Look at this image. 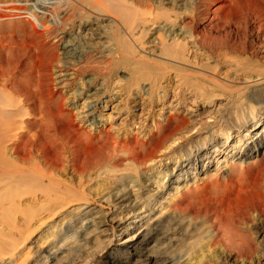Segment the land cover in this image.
<instances>
[{
  "label": "rangeland",
  "instance_id": "374dc122",
  "mask_svg": "<svg viewBox=\"0 0 264 264\" xmlns=\"http://www.w3.org/2000/svg\"><path fill=\"white\" fill-rule=\"evenodd\" d=\"M16 1L0 0V3L10 5ZM99 1V7L103 1L108 6L115 1L126 2L133 5V13L150 5L153 9H165L169 15H178L180 46L169 48L163 33L147 23L131 26L125 39L119 38L114 21L122 15L111 12L105 3L101 13L95 15L85 0H70L69 32L84 35L93 31L92 42L104 43V49L98 45L97 52L84 53L82 60L75 63L63 55L62 43L57 42L54 33L40 36L42 32L37 33L24 19L1 21L0 68L21 83L30 96L38 93L44 96L43 113L49 130L59 134L58 142L75 135L74 145L58 144L61 146L58 150L52 147L48 151L56 155L63 149L65 179L73 180L80 192L85 191L99 213L121 189H126L131 199L138 202L123 212L126 221L116 234L111 228L98 225L84 230L79 221L65 235H60L64 230L59 225L62 220L52 216L51 211H41L34 196L17 194L13 200L4 201L1 194L0 203L5 206L13 205L39 216L33 223L20 225L22 219L11 209L4 219L0 218V239L17 249L11 264H31L39 252L43 253L42 247L50 245L64 252L59 264H147L148 259L161 263L169 257L174 261L168 264H177L175 259L179 257L180 264H264V162L259 158L264 154V145L254 156L246 157L242 154L246 153L244 149L236 158L228 159L230 162L221 163V167L216 162L209 167L208 161L196 166L194 161L196 170H190L186 176L180 173L187 160L197 158L205 145L218 144L227 150L222 130L251 122L264 107V77L254 72L262 65L264 71V0H189L186 7L180 8L179 0ZM180 42L187 44L183 46ZM120 50L126 51L122 52L126 55L122 63L117 58ZM160 53L162 59L153 57ZM138 56L152 58L158 69L153 66L148 71L136 66L133 58ZM197 58L200 62L193 61ZM186 60L193 61L195 68L187 67ZM162 63L165 69L161 68ZM201 65L207 66L209 72L201 71ZM191 72L219 79L224 87L216 88L209 79L193 77ZM25 130L27 138L30 130L36 131L34 127ZM256 132L251 131L250 135ZM116 146L121 153L114 152ZM154 150L156 155L149 158ZM133 155H140L144 161L134 165L130 161ZM73 160L75 167L71 164ZM116 170L127 179L125 183L117 181ZM165 174L169 175L167 179ZM169 180L173 185L164 187ZM147 183H154L155 187ZM147 200L150 202L146 203ZM151 202L158 207L155 206L157 210L149 215L143 227L150 228L154 215L174 217L172 224L167 225L173 229L168 238L175 236L177 243L152 241L148 247L161 250L150 254L146 249L128 259V254L120 253L121 243L136 229L127 233L125 229L137 219L140 210L151 211V205L144 206ZM175 204H180L181 210L174 214L171 207ZM81 236L86 240L81 241Z\"/></svg>",
  "mask_w": 264,
  "mask_h": 264
},
{
  "label": "bare ground",
  "instance_id": "6f19581e",
  "mask_svg": "<svg viewBox=\"0 0 264 264\" xmlns=\"http://www.w3.org/2000/svg\"><path fill=\"white\" fill-rule=\"evenodd\" d=\"M31 1H35V2L33 4H30ZM85 1L89 5L88 9L91 12H93L95 15H99V13H101L102 9H104V6L103 8L101 7L102 5H105V4L107 8L111 7L109 9L111 12H115L119 14L120 16L122 15V18L116 19V21H114L115 23L114 25H116L117 27L116 28L117 33H118L117 36L119 38L125 39L124 37H126V35L130 33L129 30L131 29L130 28L131 26H134V25L138 26L141 23H147L153 26L152 29L157 28V30L163 33V35L165 36V42L167 43L166 45H168L169 48H172L176 45L180 46L178 42L180 37H178L177 31L181 29V27L179 26L181 21L180 19H178V15L176 16L169 15L170 13L166 12L165 9H153V7L150 5H147L145 7L142 6L143 8L140 11H137V12L135 11L133 13L132 10L134 8H132L133 5H131V3L125 2V4H122L119 1H117L119 3L116 4L115 3L116 1L114 0L115 2L113 1L114 2L113 6H110L111 4L108 6V2L105 3V1L102 0L103 3L99 7L98 6V3L100 2L99 0H85ZM123 1L125 0H122L121 2ZM171 1H173L172 3H176L175 0H170L168 2L171 3ZM188 1L189 0H179V2L177 1V4H179V8L186 7L185 5H187ZM221 1H225V0H221ZM110 3H111V0H110ZM69 5H70V0H18L16 1V3L11 2L10 5H7L6 3H0V22L1 21L8 22L13 19H24L25 21L31 24L32 28L37 33L38 31L42 32L40 36H44L45 34L50 35V33H54L56 35V38L58 39L57 42L62 43L61 47L64 51L62 52L63 55L67 58V60L69 58L70 60L76 63L83 57L84 53L86 54L87 52L88 53L97 52V50H99L100 48L104 49L105 46L103 45L104 43L92 42L94 39L93 38L94 36L92 37L90 32H93V31H90L89 34L86 33L84 35L82 32H79V31L78 33L73 34V35H72V32H69L70 29H68V27L72 25L69 22V17H70L69 16L70 15ZM124 16H126V18H123ZM181 16L183 15L181 14ZM201 34L203 33L201 32ZM181 35H183V33ZM196 35L195 37H197ZM66 38H70V39L66 42L65 41ZM64 41L66 42L65 45H63L65 43ZM181 43L183 46L187 44V43L180 42V44ZM98 45H102V47L99 48ZM120 51L121 52H117V51L116 52H117V55L119 54L120 56V58L117 57L120 60V61L118 60L119 63L120 62L122 63L124 62V59H125L123 56L125 54H122V52L125 53L126 51H123V50H120ZM133 54H131V56H134ZM161 56H162L161 53L157 55H153L154 58H159V59L160 58L162 59ZM127 57L131 58L130 56H127ZM139 57L140 56H138V59L133 58L134 64H138L136 66H141L145 70H148V71L150 68H153V66L156 69H158L157 64L154 63L152 58L144 59L143 56L140 58ZM53 58L55 59V57ZM53 58L52 60H54ZM57 59L61 60L60 58H57ZM52 60H51V63H53ZM176 60L180 61L178 57ZM127 61L128 63L130 62L128 59L126 60V62ZM193 61L200 62L198 58ZM193 61L189 62V60H186L187 67L195 68L191 64L193 63ZM163 65L164 64L162 63V66ZM158 66H161V65H158ZM262 66H258L257 68H255V71L254 70L253 71L255 73L257 72L256 74L259 73L260 76L264 77V71L263 69L261 70ZM164 67L165 66L161 68L165 69ZM1 69L2 68H0V195L2 194L4 201H6L8 198H10V200H13V198H15L17 194L26 195V197H30L31 195H32L31 197L34 196V198L36 199V201L34 202H36L38 205H41V209H40L41 211L43 210L51 211L52 216H57L58 217L57 219L62 220L59 225L60 227L64 228V230L60 235H63V234L65 235L67 232H69L72 225L77 224L79 221H82V228L84 230H87L90 227H94V225H98L101 227L105 226V227L111 228L112 233L114 232L115 234L118 233V231L120 230V228L124 226L125 221H126L124 217H122L123 212L127 208L134 207L138 201H136V199L134 200L131 199V197L129 196V192L126 189H121L117 193L112 195L113 202L111 204L107 203L105 210L102 209L99 213V211L97 210V205H95V203H93L92 200H90V198L88 199L87 197L88 195L86 194L87 195L86 196L84 193L85 191L80 192L78 190L79 187H76L75 185L72 184L73 180L70 181L68 179H65L66 168L64 165L65 155H64L63 149L59 150L60 153H57L56 155H53L52 152L50 153L48 151V149L49 148L52 149V147H54L53 149L58 150L61 147L58 144H61L63 146L68 145L70 147V144L72 142L75 143V137H73L75 135L69 136L67 137V139H62L61 142H58L59 137H60L59 134L57 132H51L49 130L47 120L45 119V115L43 113V110L45 107L44 106L45 104L44 96L41 95L40 93H38L37 95L35 94L33 97L30 96L28 94L29 92H26V90L23 88L21 83H18V81L13 80V78H11L9 74H5L4 70L2 71ZM200 70L206 73L209 72V71L207 72V66L205 65H201ZM169 71L171 72V70ZM190 75H193V77H196L199 79H204V80L209 79L211 83L212 82L214 83V86L216 88L221 89L222 87H224L223 83L219 79H216L214 77L211 78L208 76L209 77L208 78L207 76L203 74L201 75V74L192 73V72L190 73ZM60 80H61L60 82L64 81L62 80V77L60 78ZM202 86L203 88H208L205 85H202ZM51 94L52 93H49V96ZM95 108H96V105L92 106L93 110ZM259 111L260 112H258L256 115L252 117L251 122H247L246 124H239L236 126V128L230 126V128L227 127V129L222 130L221 134L223 135V138L226 141L225 144L226 145L228 144L227 150H222L221 148L223 146L218 145V144H216L215 146L210 145L211 147L205 145L203 148L204 151L202 153H200V150L198 151L199 154L196 155L197 158L192 159V160L189 158L187 160L188 162L187 166L185 167V169L180 171V173H183L182 175L185 174L184 176L189 175L190 174L189 171L192 169H195L194 167L195 164L196 166L202 165L205 161L206 162L208 161L207 163L209 167L210 165L214 164V162L218 163L219 165L221 163L225 164L229 161L228 159L236 158V156L240 153L239 151L240 150L243 151L244 149L246 150V153H242V152L241 153L244 154L246 157H249L252 155L254 156V154H257L258 150L262 148V146L264 145V124L261 126V121L262 119H264V115H263L264 107L260 109ZM61 113L62 112H60V114ZM36 117L38 118L36 119ZM35 119L36 121L29 123L30 121L35 120ZM71 123L73 124L72 121ZM28 127L30 128L34 127L36 131L33 132L30 130L28 133V138H27V135H26L27 131L25 129ZM261 128L263 129L262 131L260 130ZM251 131L252 132L258 131V132H256L255 135L251 136L250 135ZM70 134H73V133H69V135ZM247 137L249 138V140L247 139ZM234 139L237 140V143L236 142L234 143ZM123 146H126V145H123ZM67 148L65 147V149ZM114 150H115L114 151L115 153L117 152V150H120L119 146H116ZM9 152H12V153L9 154ZM120 153H121V150H120ZM72 154L75 155L74 152ZM122 154H125V152L124 153L122 152ZM155 155H156V150L152 151L148 157L152 158ZM116 158L118 159L117 156ZM259 158H260V162L263 163L264 154L262 155V157H259ZM190 160L191 162H189ZM130 161L131 163L135 165V163L141 164L144 161V159L140 155H133V157H130ZM194 161H195V164L193 165L192 163ZM71 164L72 166L75 167L76 165L75 160H73V163ZM221 165L219 167H221ZM74 167L72 168L76 169ZM186 169H189V170L187 171ZM104 173H107V172H104ZM115 173L117 175L118 182L119 181L120 182L122 181L123 183L126 182L127 179L122 177L124 175H122V173L119 172V170H116ZM182 175H179V177ZM165 176L167 179L169 175L165 174ZM178 180L180 179H177V182ZM133 183L135 182L133 181ZM149 185L151 186L153 185L152 187H155L154 183L153 184L150 183ZM168 185L166 186L165 184L164 187L170 188V186L173 185V181L169 180ZM154 190L155 189H153V191ZM161 192H164V191H161ZM140 200L142 201V198ZM149 202L150 201L147 200L146 203H149ZM151 203L144 205L148 207L151 205V208H150L151 211L140 210L137 213L138 215L137 219L133 220L131 224L133 226L130 225L129 227L125 229L126 233L129 232L130 230L136 229L133 232V234L126 237L121 243V246H123V248L121 249L120 253L121 255L128 254V259H131L133 256H137L138 254H140L142 251L146 249L150 250V254L161 250V249H153L152 246L148 247V245L152 241H154L155 244L163 243L165 241H167L168 244L170 245H174L177 243L175 236L168 238L169 236H171L170 234H171V231H173V229L169 228L167 225L172 224V222L174 221V217L169 219L168 217H164L165 215L164 216L161 215L159 217L154 215V217L151 219V222H150L151 226L149 225L150 228L143 227L145 222L146 221L148 222L149 215L157 210L155 208V206L158 207L157 204H154V203L151 204ZM161 204H165V203L162 202ZM5 205L3 203H0V218L1 219L2 218L4 219L6 212L11 209H15L17 211V214H19V218L22 219L21 222L18 223L20 225H25L24 223L28 221H29V224L33 223V221L39 217L36 213L28 214V213H25L24 211H20L19 209L14 208L13 205H11V207L5 206ZM17 206L19 207L18 204ZM160 207L161 206H159V208ZM171 209H173L172 212H174V214L177 211L179 212V210H181L180 204H175L173 207H171ZM9 224H12V223L10 222ZM163 227H166V229L163 230ZM74 237H78V235L75 234ZM84 238L85 236H81L80 240L81 241L86 240ZM71 240L72 239L68 240V242ZM7 242L8 241L4 239H0V261L1 262L9 261L11 264L12 259L14 258L15 253L17 252V249L12 247L13 245L11 246L8 245ZM50 247L51 245L48 247L47 246L42 247L43 253L39 252L37 259L31 264H40V263L41 264H45V263L59 264V260L62 259L64 252L62 251L61 248L54 249V246L52 248ZM12 248L14 251H10L12 250ZM151 250H153V252ZM42 254H45V255L41 258ZM27 258L29 257L27 256ZM175 260L177 264H180L182 258L179 257L178 259H175ZM172 261H174L172 257H169L168 260L163 261L161 263L158 261L154 262V259H148L147 264H168V263H171ZM25 263H27V260L25 261Z\"/></svg>",
  "mask_w": 264,
  "mask_h": 264
}]
</instances>
